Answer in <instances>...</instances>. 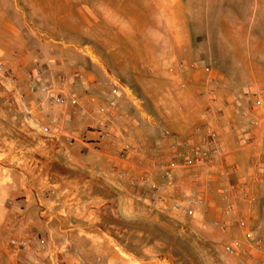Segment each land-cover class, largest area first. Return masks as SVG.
Listing matches in <instances>:
<instances>
[{"label": "rangeland", "instance_id": "374dc122", "mask_svg": "<svg viewBox=\"0 0 264 264\" xmlns=\"http://www.w3.org/2000/svg\"><path fill=\"white\" fill-rule=\"evenodd\" d=\"M210 1L215 5L193 0L200 12L199 21L208 8L215 21L237 12L244 28L230 29L216 23L210 30L200 29L199 39L205 38L204 43L182 56L169 55V59L185 63L186 69L179 70L173 61H165L164 31L160 23L149 20L157 16L137 12L138 8L128 7L126 0H0V17L5 16V24L0 23V63L14 69V61L8 60L19 51L31 53L34 62L40 63V40L76 42L91 70L108 73L101 82L115 74L130 83V96L137 103L143 101L147 112L161 123L164 135L170 137L182 135L200 122L210 76L225 82L229 88L217 86L214 95L220 113L226 111V115L221 118L219 114L214 123L219 139L221 129L230 131L236 138L233 147L247 154L230 158L229 166L251 167L260 179L250 192L253 207L247 201L249 213L239 217L248 218L252 236L264 241V124L249 129L248 135L254 133L255 140L244 135L248 119L261 118L264 103V0ZM205 66L210 67L209 73ZM74 69L79 71L77 65ZM254 95L258 104H253ZM226 161L213 158L214 167ZM207 170L198 169L201 175ZM161 213L157 220L144 223L107 216L95 228L89 250L72 252V263L239 264L226 245H244V235L218 230L212 225L213 215L199 209L194 216L173 209ZM1 234L4 244L8 235L3 223ZM261 257L264 259V254Z\"/></svg>", "mask_w": 264, "mask_h": 264}, {"label": "crops", "instance_id": "0c3cea01", "mask_svg": "<svg viewBox=\"0 0 264 264\" xmlns=\"http://www.w3.org/2000/svg\"><path fill=\"white\" fill-rule=\"evenodd\" d=\"M207 3L208 6L215 5L210 0ZM126 4L132 9L138 8L137 12L157 16L149 20L160 23L164 31L165 61H173L179 70L186 69L176 65L182 59H169V55L182 56L204 43L205 38L199 39L200 29L210 30V26L216 23L230 29L243 27L237 12L228 16L224 14L215 21L209 8L202 11L205 16L199 21L200 12L193 0H126ZM4 22L5 16L0 17V23ZM39 43L42 46L39 64L47 69V79L57 82L61 69L71 72L77 65L81 73L79 82L66 86L65 91L70 95L78 94L80 99L77 104L49 105L38 93L30 94L28 107L31 115L41 119L37 125L32 120L24 122L23 113L10 108L4 94L0 93V226L8 223L14 227L24 220L37 233L65 242L67 261L73 264L72 252L89 250L95 238V228L107 216H121L143 223L162 216L161 212L147 208L141 195L144 185L115 179L114 166L126 168L129 175L145 173L160 181L155 162H169L175 151L183 150L181 141L192 128L182 135H164L161 123L147 112L143 101L139 99L137 103L130 96V83L114 74V79L120 83L118 96L102 86L101 79L108 73L91 70L92 66L87 65L76 42L40 40ZM51 51H58L59 55L54 57ZM118 59L115 61L122 60ZM8 61H14L18 81L25 89L24 72L34 65L33 55H23L19 51ZM70 62L76 65L71 66ZM37 101L41 107L35 106ZM220 114L222 118L226 111ZM104 130L111 135L101 136ZM235 139L230 131L221 129V155L215 158L226 159L227 163L218 167L213 165L201 175L208 183L205 201L199 211L213 215V219L225 218L229 223L228 230L238 236L244 235V231L237 218L248 215L249 205L240 195H229L225 201H220L218 188L228 183L247 182L252 192L260 179L255 178L251 167L238 169L229 166L230 158L247 155L240 148L233 147ZM125 144L137 149L144 157L142 166L133 164L135 153L129 155L128 161L119 159L118 152ZM147 155H152L154 161L147 159ZM186 174L184 170L175 171L185 191L189 192ZM227 204H231L233 210L226 214L223 209ZM3 237L1 234L0 262L3 259ZM229 255L236 258L235 254Z\"/></svg>", "mask_w": 264, "mask_h": 264}, {"label": "built area", "instance_id": "2783aa9c", "mask_svg": "<svg viewBox=\"0 0 264 264\" xmlns=\"http://www.w3.org/2000/svg\"><path fill=\"white\" fill-rule=\"evenodd\" d=\"M58 55L59 52L54 51L53 56L57 57ZM70 65L72 66L73 62H70ZM176 65L179 68L186 67L182 61L177 62ZM204 70L208 73L211 71L209 66H205ZM46 76L47 69L43 65L34 62V65L25 72L27 87L23 89L18 81L16 71L0 63V89L7 99L8 106L23 113L24 122L32 120L37 125L41 123V119L33 117L29 110L28 99L30 94L38 93L49 105H67L79 102L80 96L78 94H68L65 91V86L70 83L77 85L81 77L80 71L74 69L71 73H68L65 69H61L57 74V82L47 79ZM208 82L210 86L207 90V100L201 120L182 139L183 150L175 151L172 156L173 159L169 162H155L161 176L160 181L149 178L145 173L137 176L129 175L126 168L114 166L115 179H127L132 185H144L141 195L145 199L147 208L152 211L163 212L173 209L179 210L188 216H194L204 204L208 182L202 180L198 169L212 167L214 165L213 158L221 155L219 134L214 123L220 114L214 95L215 87L229 88L225 82L215 76H210ZM102 86L108 88L114 96L120 94V83L114 77L103 80ZM110 104H113V102L110 101ZM253 104H258V97L255 95ZM35 106L41 107V103L37 101ZM263 124L264 103L261 118H249L244 135L249 140H255L256 135L254 133L248 135L249 129ZM110 135L108 130H104L101 134V136ZM132 153L137 154L133 164L137 167L142 166L144 157L138 154V150L129 144L121 147L118 157L123 161H128L130 159L129 155ZM147 159L154 161L152 155H147ZM180 169L189 171L187 174L190 185L189 192L184 190L179 179L176 178L175 171ZM229 195H240L248 201L251 207L254 205V196L250 193L247 182H241L238 185L224 184L217 191V197L220 201H225ZM232 210L233 206L227 204L223 209V213L227 214ZM19 218L23 219L22 217ZM248 221V218L245 217L237 218V223L244 229L245 244L229 243L226 245V251L235 254L239 264H264V259L261 257L264 254V241L261 237L254 238L252 236ZM212 225L222 232L227 231L229 227L228 221L223 217L215 218ZM4 233L8 236L3 245V259L0 264H69L65 242L37 233L24 220L14 227L6 223Z\"/></svg>", "mask_w": 264, "mask_h": 264}]
</instances>
